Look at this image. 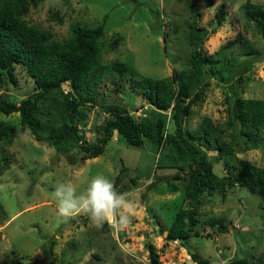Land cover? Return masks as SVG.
I'll return each mask as SVG.
<instances>
[{"label":"rangeland","instance_id":"obj_1","mask_svg":"<svg viewBox=\"0 0 264 264\" xmlns=\"http://www.w3.org/2000/svg\"><path fill=\"white\" fill-rule=\"evenodd\" d=\"M250 1L264 11V0ZM242 3L41 0L29 6L23 18L57 40L70 36L76 23L101 24L99 61L118 60L125 65L123 74L104 69L94 101L82 105V113L73 116L80 137L94 143L96 127L106 116L99 105L103 102H121L134 118L162 115L165 130H172L168 108H153L133 90L131 80L138 74L156 77L187 71L188 23L192 19L200 27L197 47L204 64L200 80L193 86L202 90V98L191 104L188 126L195 127L203 114L221 122L227 98L234 92L264 98V31L244 17ZM217 7L224 9V18L210 31L208 20ZM12 75L13 79L1 75L0 93L18 101L34 89V83L19 63L14 64ZM62 84L66 87L68 81ZM0 124L19 125L17 112H0ZM1 154L5 158H0V264H149L146 242L157 252L158 264H233L238 258L246 259L247 264H262L257 256L264 248V202L244 185L233 184L223 194L200 192L202 202L189 235L167 239L159 231V225L168 226L177 207L188 205L185 171L190 155L178 154L167 141L157 145L144 139L134 145L113 130L101 153L82 158L76 147L58 152L47 142L35 140L22 125L11 141L0 138ZM236 155L258 165L264 163L263 147ZM207 156L213 170L222 173V158L214 151H207ZM121 166H125L123 172H119ZM97 175L112 180L119 192L130 194L135 201L130 223H105L98 230L87 216L67 221L57 216L56 184L72 181L83 191L86 181ZM211 217L218 221L211 224ZM219 223L224 230L218 229ZM190 252L204 261L193 260Z\"/></svg>","mask_w":264,"mask_h":264},{"label":"trees","instance_id":"obj_2","mask_svg":"<svg viewBox=\"0 0 264 264\" xmlns=\"http://www.w3.org/2000/svg\"><path fill=\"white\" fill-rule=\"evenodd\" d=\"M40 1L0 0V77L6 74L13 79L14 64L19 63L34 83V89L18 101L0 93V112L16 111L19 119V125L0 124V138L11 141L25 125L35 140L47 142L58 152L76 147L81 150L82 158H88L102 152L114 130L130 144L138 145L144 139L157 145L167 141L178 154L189 153L185 171L188 205L176 208L168 226L159 225V231H164L167 239L189 235L195 211L202 202L199 198L202 191L223 194L233 184L244 185L264 202V163L258 165L236 155L247 149L264 148V98L234 92L227 98L226 114L221 122H213L203 114L195 127L187 124L191 104L202 98V90L193 86L200 80L204 64V56L198 54L197 47L200 27L193 19L188 23L187 71L156 77L138 74L131 80L133 90L153 108H168L172 130H165L162 115L134 118L121 102L109 101L99 104L106 116L96 127L94 143H90L80 137L73 116L82 113V105L94 101L104 69L109 67L123 74L126 67L118 60L108 64L99 61L97 40L103 33L101 24L89 27L76 23L70 36L57 40L48 30L28 23L23 18L24 12ZM211 2L204 0L206 5ZM241 9L244 17L263 32L262 7L243 0ZM224 13L222 7L214 10L208 20L210 31L221 23ZM202 31L206 32L204 28ZM111 41L115 42V38ZM64 80L68 81L66 87L62 84ZM207 151H214L222 158V173L213 170ZM0 158L5 155L1 154ZM124 170L125 166H121L119 172ZM173 176L178 174L173 173ZM217 221V217L209 219L211 224ZM217 227L224 230L221 223ZM145 247L149 264H158V255L152 245L146 242ZM189 254L193 260L204 261L194 252ZM257 259L264 264V248ZM233 264H247V260L234 259Z\"/></svg>","mask_w":264,"mask_h":264},{"label":"clouds","instance_id":"obj_3","mask_svg":"<svg viewBox=\"0 0 264 264\" xmlns=\"http://www.w3.org/2000/svg\"><path fill=\"white\" fill-rule=\"evenodd\" d=\"M53 196L61 220L84 215L98 230L105 223L126 225L135 215V201L130 194L119 192L114 182L102 175L88 179L83 191L72 181L58 183Z\"/></svg>","mask_w":264,"mask_h":264},{"label":"built area","instance_id":"obj_4","mask_svg":"<svg viewBox=\"0 0 264 264\" xmlns=\"http://www.w3.org/2000/svg\"><path fill=\"white\" fill-rule=\"evenodd\" d=\"M140 109H141V108H139V110L137 111V114H139L138 112H140Z\"/></svg>","mask_w":264,"mask_h":264}]
</instances>
